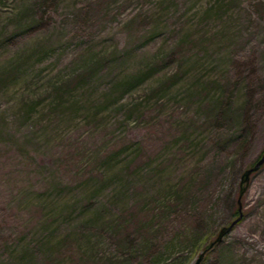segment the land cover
Segmentation results:
<instances>
[{"label": "rangeland", "instance_id": "obj_1", "mask_svg": "<svg viewBox=\"0 0 264 264\" xmlns=\"http://www.w3.org/2000/svg\"><path fill=\"white\" fill-rule=\"evenodd\" d=\"M264 0H0V264H264Z\"/></svg>", "mask_w": 264, "mask_h": 264}, {"label": "water", "instance_id": "obj_2", "mask_svg": "<svg viewBox=\"0 0 264 264\" xmlns=\"http://www.w3.org/2000/svg\"><path fill=\"white\" fill-rule=\"evenodd\" d=\"M264 163V151L261 154V156L254 162V164L246 169L243 170V172L240 175V181H239V197L243 194L244 190L247 187L249 177L252 172L256 171L259 169V167ZM240 198H238V210H239V215L236 217L234 220H232L228 225L222 226L214 240H212L209 243L208 249L212 248L213 245L217 242H219L232 228V226L240 219L241 217V203H240ZM205 250L200 252L196 260L192 264H199V262L202 260L203 255H204Z\"/></svg>", "mask_w": 264, "mask_h": 264}]
</instances>
